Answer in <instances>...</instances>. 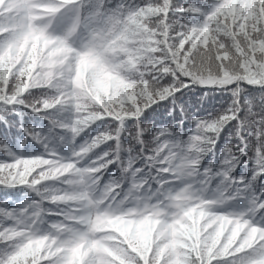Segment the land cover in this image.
<instances>
[{
    "label": "trees",
    "instance_id": "1",
    "mask_svg": "<svg viewBox=\"0 0 264 264\" xmlns=\"http://www.w3.org/2000/svg\"><path fill=\"white\" fill-rule=\"evenodd\" d=\"M40 3L53 9L64 6L57 0ZM65 11L73 18L81 14L84 24L100 30L103 62L96 87L95 76L88 74L85 88H73L81 60L74 62L72 72L48 77L44 42L35 54L36 36L26 41L31 32L24 23L26 12L16 17L8 7L0 11V260L7 264H216L237 257L235 264H240L248 259L246 250L255 245L252 264H264L257 244L264 228L260 227L264 225L260 153L253 161L251 143L245 157L233 142L221 155L212 151L206 135H188L172 120L157 123L142 117L146 100L158 86L142 65L161 42L162 22L154 0H83ZM99 82L105 83V89L97 87ZM202 94L190 92L184 99L191 102ZM213 95L218 107L229 94ZM73 153L72 159L58 161ZM177 170L201 188L249 209L252 224L231 222L222 212L188 211L178 221L166 222L161 234L155 231L143 241L139 235L152 217L119 218L108 212L98 223L97 235L86 243L91 249L88 256V246L74 252L50 238L43 243L45 237L29 232L31 226L50 229L78 217L72 189L79 179L94 188L100 200L118 208L130 191L145 194L150 201L164 196Z\"/></svg>",
    "mask_w": 264,
    "mask_h": 264
},
{
    "label": "snow or ice",
    "instance_id": "2",
    "mask_svg": "<svg viewBox=\"0 0 264 264\" xmlns=\"http://www.w3.org/2000/svg\"><path fill=\"white\" fill-rule=\"evenodd\" d=\"M154 3L162 22L160 43L172 41L165 51L182 85H165L156 95L152 93L143 119H156L157 123L172 120L188 135H206L212 151L219 150L221 155L235 142L247 157L251 143L253 161L258 158L257 151L264 158V0ZM198 90L203 94L197 100L184 99ZM216 92L229 94L218 107ZM260 167L264 168V163ZM249 252L240 264H252L255 257ZM237 259L216 264H235Z\"/></svg>",
    "mask_w": 264,
    "mask_h": 264
},
{
    "label": "rangeland",
    "instance_id": "3",
    "mask_svg": "<svg viewBox=\"0 0 264 264\" xmlns=\"http://www.w3.org/2000/svg\"><path fill=\"white\" fill-rule=\"evenodd\" d=\"M35 7L40 9L37 5ZM35 7L32 6L27 11L26 7L23 6L22 10L26 12V23L32 25L34 30L40 29V34H37L36 38H40L45 44L44 68L47 76H61L63 73L72 72L75 66L74 62L81 60L83 66L79 67L80 70L75 73L73 88H85L88 74L95 76L93 83L96 87V79L100 75V64L103 59L100 49L102 45L98 41L94 27L89 26L86 30L78 27L73 33L72 21L67 18L61 20H58L57 17L54 18L56 12L52 10H49L48 15L43 16L35 11ZM37 25L38 27H36ZM31 38L32 36L27 37L26 41L31 40ZM32 49L34 53L37 52L36 47ZM71 80L68 81V85H71ZM97 87L105 89V83L99 82ZM69 159H71L69 156H63L58 161L63 162ZM68 163L70 164V162ZM55 164L58 162L55 161ZM194 180L186 175L183 170H177L175 179L164 196L156 195L150 201L145 194L134 191L125 195V202L122 207L117 208L115 206L112 208L109 200H104L105 202L100 200L94 192V188H90L83 180L79 179L72 189V197L77 206L75 209L78 217L68 219L60 227L48 229L39 226L30 228L29 232L34 237H45L43 243L48 242L47 239L50 238L53 243L74 250V252L88 246L85 255L87 256L90 250L86 243H91V237L94 234L97 235L98 223L103 222V215L108 212V215L116 216L117 214L119 218L138 219L144 215L152 217L153 219L145 222L144 231L139 235V239L143 241L150 238L155 231L161 234V227L166 222L168 223L173 219L178 221L177 218L185 216L188 211L200 210L201 213L218 214V211L221 210L231 222H241L243 225L252 224L251 221H248L251 217L246 215L249 213L248 210L234 204L223 195L214 194L207 188L199 187ZM209 221L212 220L209 219L207 222ZM52 246L53 244L50 247Z\"/></svg>",
    "mask_w": 264,
    "mask_h": 264
},
{
    "label": "clouds",
    "instance_id": "4",
    "mask_svg": "<svg viewBox=\"0 0 264 264\" xmlns=\"http://www.w3.org/2000/svg\"><path fill=\"white\" fill-rule=\"evenodd\" d=\"M172 44V43H171ZM169 43H159L157 45V50L154 54L146 57L144 61H142V65L144 66L145 71L152 77L153 80H157L158 86H154L153 95H156L160 88L165 85H171L177 88H180L182 85V78L179 77L174 71V65L168 62V56L166 55V48L171 47ZM147 65H151V67H147ZM159 78V79H158ZM194 88H199L198 85H193ZM261 240L257 242L260 244V252H264V229L261 231ZM251 252L249 255H252L257 251L255 245L251 247ZM218 254V253H216ZM4 264H7V261H4Z\"/></svg>",
    "mask_w": 264,
    "mask_h": 264
}]
</instances>
